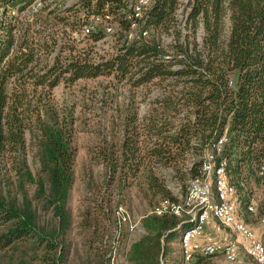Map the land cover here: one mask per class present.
Segmentation results:
<instances>
[{
	"label": "trees",
	"instance_id": "1",
	"mask_svg": "<svg viewBox=\"0 0 264 264\" xmlns=\"http://www.w3.org/2000/svg\"><path fill=\"white\" fill-rule=\"evenodd\" d=\"M33 1L0 0V264H68L77 120L72 107L56 104L53 90L99 78L107 79L112 102L121 87L130 98L109 134L88 149L103 176L88 184L78 223L86 264H207L221 257L192 250L186 263L181 239L191 225L174 216H144L143 233L129 245L124 224L112 247L104 237L114 225L112 211L128 208L134 189L153 199L152 207L174 200L161 170L199 176L222 136L217 162L226 161L225 180L250 227L249 193L264 185V0H189L184 23L175 16L178 0H156L148 35L125 40L128 25L120 21L113 52L103 55L95 45L78 48L71 33L82 12L98 14L106 5L114 11L118 0L29 13ZM103 38L100 29L86 37ZM152 85L160 92L139 117L134 95ZM110 249L123 254L120 263L109 259Z\"/></svg>",
	"mask_w": 264,
	"mask_h": 264
},
{
	"label": "rangeland",
	"instance_id": "2",
	"mask_svg": "<svg viewBox=\"0 0 264 264\" xmlns=\"http://www.w3.org/2000/svg\"><path fill=\"white\" fill-rule=\"evenodd\" d=\"M71 34L77 42L78 48L95 45V51L99 55H103L105 52H113L114 41L117 37L116 35L105 36L101 41L92 43L88 42L86 37H82L77 29L72 30ZM167 42L168 39L164 40V45ZM106 82L107 79L105 78L80 80L69 87L60 84L53 90V98L56 104L60 108L64 106L72 107L77 120L75 139L78 151L76 158V179L68 200V208L72 218V230L70 232L71 254L68 259V264H86L88 261V247L84 243V232L79 229L78 223L81 219L82 211L85 208V201L88 196V184L90 183L92 187L100 184L103 176L102 167L91 164L87 154L88 149L109 134L111 121L113 119L118 120V117L123 116L126 111L125 104L128 103L130 98L127 88L121 87L115 102H112L113 97H109L110 91L105 92ZM159 92V88L153 85L150 91H137L134 95V108L139 117L144 116L148 112L151 105L150 102ZM161 171L165 178L166 186L171 191L173 197L184 196L191 178H179L175 176L171 169H162ZM252 188L251 193H249L251 200L248 205H252L254 212L249 215V225L264 244V185H253ZM239 191V199L243 200L244 198L242 196L244 191ZM154 203L155 201L153 199L143 197L134 189L131 193L129 207L126 208L121 205L112 211L114 225H111L109 232L104 237V245L106 243V245H111L112 247L116 243L115 239L118 237V227H122L123 224L128 228L129 232L126 238L128 240L127 245L137 239L141 234L139 232L141 229V219L148 215ZM239 208L242 209L243 205H239ZM134 223H137V230L135 232L129 231V225ZM200 235L202 236L199 238L200 242L201 239L206 242H226L234 238L233 234L213 219L210 220ZM125 248L123 247V249ZM200 249L201 247L195 251L198 252ZM111 251L112 249H110V253L108 254L109 259L111 260L113 256L115 257V261L117 260L120 263L123 259V254L120 256L117 251L115 253ZM221 261L222 258L217 257L208 260L206 263L219 264ZM120 264H123V261ZM240 264L252 263L248 260H243Z\"/></svg>",
	"mask_w": 264,
	"mask_h": 264
},
{
	"label": "built area",
	"instance_id": "3",
	"mask_svg": "<svg viewBox=\"0 0 264 264\" xmlns=\"http://www.w3.org/2000/svg\"><path fill=\"white\" fill-rule=\"evenodd\" d=\"M79 0H34L28 7L29 13L37 12L46 7H57L61 10L75 6ZM96 0H92L94 4ZM189 0H178L176 18L184 23ZM156 0H118V8L111 11L106 5L98 14L81 13L82 22L77 31L82 37H87L101 30L104 37L117 35L121 31L120 21L128 25L121 31L124 39L132 41L136 37H146L148 30L145 25ZM227 138L222 136L214 146V152L206 153L201 164L200 175L191 178L184 196L174 200L163 199L154 205L148 215L174 216L181 218L191 226L184 232L181 248L186 263L191 261L192 239L203 232L210 220L217 221L223 228L234 235L226 242H215L201 248L203 256L222 257L219 264H240L247 259L252 264H264V244L240 218L235 190L225 180L227 163L217 157ZM264 166L260 168V175ZM249 213L254 212L252 205L247 206ZM137 223L129 225V231L135 232Z\"/></svg>",
	"mask_w": 264,
	"mask_h": 264
},
{
	"label": "crops",
	"instance_id": "4",
	"mask_svg": "<svg viewBox=\"0 0 264 264\" xmlns=\"http://www.w3.org/2000/svg\"><path fill=\"white\" fill-rule=\"evenodd\" d=\"M139 232H141V234L143 233L142 231H141V229L139 230ZM140 234V235H141ZM140 235H139V237H140ZM138 237V238H139ZM202 236L199 234V235H197V236H195L193 239H192V241H191V247H192V250L193 251H195L196 249H198V248H202V247H204L205 245H207V244H210V243H215L216 241H208V242H206V241H204V240H202L201 239V242H203L202 244H201V242L199 241V238H201ZM137 238V239H138ZM137 239H135V240H137ZM134 240V241H135ZM133 242V241H132ZM206 242V243H205Z\"/></svg>",
	"mask_w": 264,
	"mask_h": 264
}]
</instances>
